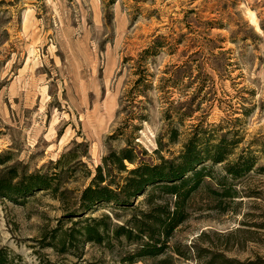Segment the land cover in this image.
<instances>
[{"label": "rangeland", "instance_id": "rangeland-1", "mask_svg": "<svg viewBox=\"0 0 264 264\" xmlns=\"http://www.w3.org/2000/svg\"><path fill=\"white\" fill-rule=\"evenodd\" d=\"M224 136L233 159L256 165L230 181L237 198L196 193L174 242L264 264V0H0V170L52 175L74 155L59 175L68 201L0 196V251L13 264H114L44 240L103 158L132 147L158 165L191 139Z\"/></svg>", "mask_w": 264, "mask_h": 264}, {"label": "trees", "instance_id": "trees-1", "mask_svg": "<svg viewBox=\"0 0 264 264\" xmlns=\"http://www.w3.org/2000/svg\"><path fill=\"white\" fill-rule=\"evenodd\" d=\"M236 147L237 142L225 136L216 142L194 138L179 156L160 157L158 165L139 162L132 147L114 152L103 158L91 184L44 240H49L59 255L77 260L83 259L85 248L91 246L114 264H179L194 259L201 264L204 259L205 264H242L221 253L174 242L177 231L191 218L190 202L200 190L208 189L220 201L237 198L238 191L230 181L248 174L256 163L250 157L233 159ZM71 157L74 155L57 160L52 175L37 172L21 176L14 168L0 170V196L18 202L45 191L61 202L68 201L69 191L61 190L59 175ZM6 162L0 156V164ZM101 206L110 208V213L96 216ZM0 264H13L2 250Z\"/></svg>", "mask_w": 264, "mask_h": 264}, {"label": "bare ground", "instance_id": "bare-ground-1", "mask_svg": "<svg viewBox=\"0 0 264 264\" xmlns=\"http://www.w3.org/2000/svg\"><path fill=\"white\" fill-rule=\"evenodd\" d=\"M254 22V21H253Z\"/></svg>", "mask_w": 264, "mask_h": 264}]
</instances>
